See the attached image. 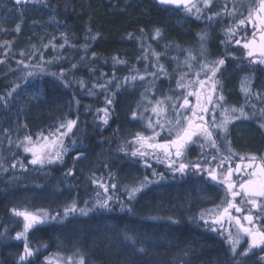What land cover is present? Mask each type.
Segmentation results:
<instances>
[{"label":"trees","instance_id":"trees-1","mask_svg":"<svg viewBox=\"0 0 264 264\" xmlns=\"http://www.w3.org/2000/svg\"><path fill=\"white\" fill-rule=\"evenodd\" d=\"M244 1L213 0L211 11L207 14L214 11H221L223 14L214 17L217 21L212 27H207L211 21L192 17L184 10L159 6L154 0H37L23 6H15L8 0H0V97L4 98L0 99V144L5 141L4 135L12 132L19 133L21 137L32 135L35 140L37 133L43 131L47 135L48 131L54 130L60 122L77 119L73 132L63 140L64 146L68 149L63 156V163L57 162L44 167L26 163L24 168L22 167L24 171L30 169L38 172L34 182L25 178L21 180L19 175L22 174V169L12 167L15 164L13 156L16 157L18 151L4 153L0 150V160L8 168L7 172H0V235L5 231L9 232L5 226L10 220L9 209L12 207L6 195L8 186L20 189L21 186L35 188L42 184V178L46 176V180L58 179L62 185L66 184L69 195L64 205L57 208L60 216L29 231L30 246L40 249L37 255L30 259L32 264H57L50 260V255L57 256L62 264H67L66 258L77 251L85 256V264H147L144 261L146 256L150 258L158 256L154 262L151 260L153 262L151 264L161 262V264H234V262L242 264L237 257L231 255L218 235L200 232L203 223L195 213L191 216V222H177L175 230L173 227L168 231L169 233L165 235L168 244L164 252L159 249H156L157 252L153 251L149 245L151 235L146 232L149 227L144 222V219H148L151 227L157 229V222L154 223L152 220L158 219V212L144 214L149 209L153 210L151 203L156 200V196L152 190L147 191V195L144 194L145 198L143 194L140 195L132 204L129 203L127 195L122 194L117 203L123 205L124 210L116 213L115 218L113 201L109 202L110 210L95 208L87 216L80 215L79 209L93 208L98 198L87 202L93 178L106 185L115 183L116 192H120L122 187L127 189L130 185L124 178V173L127 168L135 165L137 159L119 149L121 146H127L130 152L131 144L128 142L132 141L140 130V120H130L133 111L139 114L137 106L133 108L130 106L131 98L136 97L137 93L153 90L176 92L174 83L177 80L174 78L172 68L181 66L186 68L183 61L189 51L197 56V60L200 59L196 50L191 51V46L201 44V34H207L205 47L218 52L215 57H208L210 61L225 59L224 56L229 50L241 54V48L226 44V30L233 24L226 25L225 21L239 14L245 7ZM224 5L228 6L227 11L224 10ZM180 18L186 20L183 26L178 25L176 21ZM89 29L92 35L99 33V38L90 40ZM156 29L160 30L161 36L153 39ZM62 33L66 36H62ZM129 34L134 38L129 39ZM60 45L64 47L61 48ZM144 54L149 58L147 62L149 70L157 63L154 54H158V63L163 65L166 73L154 81L152 77L146 76L144 81L124 83V77L135 74L130 72V68L134 67L143 74L145 61L138 58ZM117 58L126 63H118ZM236 58H240L241 61L225 59L224 72L219 78L225 85L226 97L239 99V105L244 106L251 114L252 104H255L258 110L264 107V103L251 97L246 101L241 87H234L235 81L239 75L241 79L251 76L253 89L261 90L264 88V65L255 64L251 67L242 62V57ZM21 61L23 63H20ZM38 64L44 65V71L36 67ZM73 64L76 68H72ZM61 71L65 73L63 80L68 82L67 85L58 76L52 75ZM228 74L229 77L226 76ZM114 82L118 85L114 86ZM101 84L106 85V89L100 88ZM37 89L41 91V98L27 93L28 90ZM8 92H12V95L7 96ZM113 93H115L113 105L110 106L112 114L108 124L104 125L101 121L95 120L94 110L106 107L105 96H111ZM258 118L259 116L249 119V122L245 123L253 126L256 123L257 126ZM255 129L257 133L252 129L246 133L247 136L242 137L245 149L259 148L258 136L261 137L264 147V129L258 127ZM51 139L52 137H49L50 141ZM73 140L75 144L72 143ZM86 149L99 153L92 177H89V172L92 171L83 174L70 166L74 157ZM242 154L246 155L245 158L249 157L247 152ZM235 156L242 155L235 153ZM21 157L24 162L27 160V156L21 154ZM164 166L165 172H168L167 162L163 164ZM70 169L74 175H66ZM110 176L112 179H109ZM178 176L171 182L172 184L163 185L166 186L165 195L168 196L162 200L164 206L170 207L169 204L172 202L171 188L179 192L182 201L191 200L192 193L188 188H191L190 181L197 180V176L189 180L183 178L180 173ZM165 177L168 178V175ZM98 192L99 198L113 195L111 188L108 193H104L103 190ZM220 193V191L197 193L201 203H195L192 208L200 211L205 205L218 200ZM73 202L77 205V212L69 213L67 218H63L65 210L61 209ZM130 205L132 219L127 215V206ZM164 211L167 212L168 209ZM105 218L112 221L111 227L104 224ZM113 222L116 232H113ZM125 233L138 238L139 243L133 245L125 240ZM10 236L11 234H8L6 237ZM168 246H176L179 251L174 253V248L170 249ZM139 247H143L145 251L139 252L137 250ZM195 250L200 253L196 254ZM20 253H22L20 244L10 242L6 245L0 238V264H18ZM47 257L50 262L45 260Z\"/></svg>","mask_w":264,"mask_h":264},{"label":"snow or ice","instance_id":"snow-or-ice-1","mask_svg":"<svg viewBox=\"0 0 264 264\" xmlns=\"http://www.w3.org/2000/svg\"><path fill=\"white\" fill-rule=\"evenodd\" d=\"M27 2L28 0H15L17 5ZM157 2L162 6L171 5L177 8L182 7L185 13L193 15L197 19L205 18L211 21L214 17H219L223 14L221 11H214L211 12V14H207L211 11L213 0H157ZM227 8L228 6L224 5L225 11H227ZM233 11H235V8H233ZM240 17L241 18H238L236 28L246 27V22H251L254 29L252 32V39L242 44V47L247 49L246 58H250V64L264 65V0H253V4L247 7V14L241 13ZM257 24L260 25L259 31L261 32L259 50L252 47L257 43L255 39V28ZM88 35L90 40L94 41L99 38L100 34L96 33L92 35L91 29H89ZM226 35L230 38L229 42H231V39L236 36V30L228 28L226 30ZM62 36H66V34L62 33ZM160 36V30L156 29L153 39H158ZM245 36L246 34L235 39V44L240 45L242 40L245 39ZM128 38L133 39L134 37L132 34H129ZM206 39V33L200 35L201 46L197 54L200 57L199 60H197V56H194L189 51L186 59L183 61L188 71L184 72L180 76V79L177 80V87L185 89V92L166 96L163 99H157L154 103L149 100L148 104L152 105L150 109L147 104H138V110L142 109L144 112L150 110L154 114L155 118L148 117L146 125L147 129L150 130V134L145 136L141 133H136L133 140L128 143L138 146L134 147L130 152L127 146H121L119 151L131 157L143 159L147 167H151V164L148 163L146 159L149 156L157 160V162H167V167L169 169L181 175L186 174L188 169H192L195 172L206 170L207 177L211 181L217 182L223 188L225 196L222 205L219 206L222 208V211L218 218L213 219L212 223L219 224L225 216L235 221L237 226L236 234L234 236L229 232L227 237L229 251L233 257L237 255L240 257H248L254 248H259L264 252V158H262V162L259 165H256L252 162L256 160V157H248L250 162L247 164L246 168L249 169V171L243 170L239 164L233 168L230 162L232 151L230 148V141L228 140L229 124L237 120H249L259 116L260 119L257 121L258 125L261 129H264V107L260 108L257 112L256 105L252 104L251 108L253 111L249 114L245 111L244 106L239 108H229L225 106V97L222 92L223 85L218 73H221V68L225 65L226 60L224 58L211 61L205 59ZM65 43H67L66 40ZM60 47L63 48L64 45H60ZM84 48L85 52H87V44L84 45ZM21 54L23 55V53ZM154 55H156L157 63L152 65L151 70H149L147 63L149 58L147 54H144L138 58L145 61L143 74L134 67L130 68V72L135 74L124 77V83H128L129 81L136 82L137 80L144 81L146 76L152 77L154 81L161 74L166 73L163 65L158 63V54ZM92 56L94 57L95 53H93ZM190 61L192 63H190ZM117 62L121 64L126 63V61L119 60L118 58ZM20 63H23V61ZM36 67H38L40 71H44L43 64H38ZM72 68H76V65L73 64ZM189 73H191L190 77L188 75ZM28 75H33V73H28ZM52 75L58 76L62 82L67 85L68 82L63 80L65 75L64 71H61L59 74L52 73ZM186 77L188 78V84L184 83ZM18 86L19 85H17V87ZM81 86H84L82 82ZM189 86H191L192 90H188ZM99 87L106 89L107 86L101 84ZM202 90H205L203 92V103H201ZM12 91H15V89H12ZM241 91L244 93L246 101L251 97L264 103V88L261 90L253 89L251 78L245 77L241 81ZM6 95L11 96L12 92H8ZM114 96L115 93L111 96H105L106 107L97 110L98 113H103V115L99 116V119L104 125L108 124L111 117L112 110H110V106L113 105ZM189 97H195V103H193ZM0 99L4 98L0 97ZM145 99H147V97H145ZM165 101H167V103H165ZM218 109L219 119L217 118ZM169 111L174 115V120H169L167 118L166 114ZM161 116H163V118H161ZM131 118L136 120L141 117L138 116L137 111H133ZM76 125L77 119H68L60 122L54 130H49L47 135H45L43 131L37 133L35 140L32 135H25L17 146L22 147L25 153L31 154L30 164L32 165L44 167L45 165L57 162L63 163V156L68 151L64 146L63 140L73 132ZM25 127L27 126L25 125ZM161 133H166V135L161 140H158L157 138L161 137ZM49 137H52L51 141ZM194 138L209 144L218 154L220 153V145L217 141L220 140L224 144L225 151L229 153V155H211L210 159L212 161H218L214 167L209 163L208 157L204 158L203 163L200 161H188L186 152L189 145L196 142ZM72 143L75 144V140H73ZM200 146L203 147V143H201ZM76 158L79 159V156ZM241 159L244 158L241 157ZM177 161H179V163H177ZM225 164L228 166L225 167ZM12 167L14 168L16 165L13 164ZM217 169L221 170L219 179L217 176ZM66 175H74V172L70 169ZM153 175H157V173L153 171ZM159 175L160 178L163 179V174L161 173ZM234 176L235 179H233ZM109 179H112V177L110 176ZM92 182L98 184L99 187L103 189L104 193H108L109 188H116L115 183L106 185L95 178H93ZM149 183H152V181H149L147 177H145L138 186L126 189L129 193V199L134 198L135 194L142 191ZM97 197L93 208L79 209L80 215L87 216L88 213L95 208L110 210L109 202L113 201L114 196L106 195L104 198H99L100 193L97 192ZM237 197L241 198L243 204L250 207L247 209L240 207L235 202ZM230 209H235L238 213L247 211L248 214L243 216V220L247 222V226L241 222L240 216H231L229 212ZM252 209L258 212L257 216L252 214ZM121 210H124L123 205H121ZM10 212L15 217L21 218L22 222V230L17 231L13 237V239L17 241H23V252L19 254L18 264H32L30 258L35 257L40 249L30 246L28 242L29 231L49 223L51 220H55L56 216H60V214L57 213L56 216H51L42 209L29 211L27 209L21 210L16 207L11 208ZM76 212L77 205L73 202L65 209L63 218H67L69 213ZM169 219L171 220V218ZM199 221L208 224V220L205 219L203 213L199 216ZM242 234L249 238V242L245 249L237 252ZM124 239L130 241L133 245L139 243L138 238H134L127 233L124 234ZM137 250L139 252L145 251L143 247H139ZM261 259L264 260V256H262ZM66 262L67 264H85V256L77 251L72 256H68Z\"/></svg>","mask_w":264,"mask_h":264},{"label":"rangeland","instance_id":"rangeland-1","mask_svg":"<svg viewBox=\"0 0 264 264\" xmlns=\"http://www.w3.org/2000/svg\"><path fill=\"white\" fill-rule=\"evenodd\" d=\"M251 4H253V0H245L243 3V6H245V7L239 11V14H235L233 16V19H230V18L226 19V21H225L226 25H229V24L231 25V23H232L233 25L230 28H233L236 30V36L231 39V42H229L230 38L228 36H226L227 37L226 44L233 46V47L237 46L238 48H241V50H240L241 54H238V51L229 50L227 54L225 52L226 55L224 57H226L225 59L231 60L233 62H234V60L238 62L241 60H239L240 58H236V57L240 56L243 58L242 59L243 63H245L248 66L253 67V66H255V64H250V62H249L250 58H246L247 49H244L242 47V44L244 42H247V40L252 39V32L254 31L252 24H251V22H246V27H241L239 29L236 28L238 18H241L240 13H243L246 15L247 14V7ZM30 6H32V5H30ZM190 16L195 17L193 15H190ZM176 21H177V23H179L178 25H180V26L181 25L183 26L184 23L186 22V20H184L183 18L177 19ZM206 21H209V20L206 19ZM215 21H217V18H214L213 20H211V23L208 22L207 27H212L213 24L215 23ZM257 25H259V24H257ZM257 25H256V28H257ZM256 28H255V33H256L255 39H256L257 43L254 44L252 47L259 50V40H257ZM245 34H246L245 39L242 40L241 44L240 45L235 44V39H238L242 35H245ZM200 46H201V44H199V43L194 44L193 46H191V48H192L191 51L196 50L197 52H199ZM205 49H206L205 59L208 61H210L209 58L215 57L216 55H218L217 50H209L208 47H205ZM206 54H209V56H207ZM220 54H221V52H220ZM224 68H225L224 66L221 68V73H218V76L219 75L221 76L223 74ZM235 68H236V66H235ZM172 70L174 71V74H175V77H174L175 80H179L180 76L184 72L188 71L186 68H184L182 66L180 68L174 67V68H172ZM188 75H191V73H189ZM249 78H251V77H249ZM184 83L188 84V78L187 77H186ZM221 83L224 87V88H222V92H223V95L225 97V101H224L225 106H227L229 108L230 107H237V108L241 107L238 103L239 99H237L236 97H232L231 99L226 97L225 85L223 84V82H221ZM174 84L176 87V92H172V93H168L166 91H161V90L158 92H156V90H153V91H147V92H140L139 94L137 93L136 97L131 98L132 100L130 101V103H131L130 106L133 108V107H136L138 104L143 103V104H147L149 109H150L152 107V105L148 104L149 100L153 101V103H154L157 99H163L166 96H171L174 94H179L181 92H185V89L177 87V81ZM116 85H118L117 82H114V86H116ZM188 90H192L191 86H189ZM204 91L205 90H202V92H201V103H203V92ZM230 92L232 93V91H230ZM27 93L30 94L31 96H36V97L41 98V91H39L38 89L37 90H31V91L28 90ZM231 96H233V94ZM145 97H147V99H145ZM189 99L193 103H195V97H189ZM165 103H167V101H165ZM259 109L257 110V112L259 111ZM97 110L98 109L94 110V118L96 121H101L99 119V116L103 115V113H98ZM245 111L249 113L248 110H245ZM166 115H167V118L169 120L175 119L174 115L170 111ZM138 116L141 118L139 119L140 120V122H139L140 130L137 133H141L145 136L149 135L150 130L147 129L146 125L148 122V117L155 118L154 114L150 110L147 112H144L142 109H140ZM161 118H163V116H161ZM217 118L218 119L220 118L219 109L217 110ZM130 120L131 121H137L138 119L134 120V119L130 118ZM245 121L249 122V120H243L242 119V120H237L234 123L229 124L228 140L230 141L231 151H232L233 155H235V153H238L239 155L241 154L242 156H246L245 154H242V153L247 152V155H249V157L255 156L256 157L255 161L261 159V162H262V158H264V147H262V142H261L262 140H261L260 136H258V138H257L259 141L258 143H260L259 148H256V149L246 148L245 149V146L242 144V141H244V140H241V139L244 135L247 136L246 133L252 131V129L255 131V133H257L255 128L256 127L260 128L258 123H257V126H256V123H254L255 125L253 126V125H249L247 122L245 123ZM165 135H166V133H161V137H158L157 139L161 140ZM4 139H5V141L0 144V150H2L4 153H8V152L10 153V152H14V151L19 152V154H17L16 157H15V155L13 156L16 168L22 169V167L24 168L26 163H28V165H31V166H39V165L30 164L31 154L25 153L23 151L22 147L17 146L20 143V141L23 140V137H21V135L19 136V133L17 134V132H14V133L12 132V133L6 134V135H4ZM194 140L196 142L193 143L192 146H194V148H195L194 150H196V152H197L196 154L198 156L196 162L200 161L201 163H203L204 158L208 157L209 163L214 167L218 163V161H215V163L211 162L210 156L211 155H219V154L216 152L215 149L211 148L209 144H207L203 141L196 140V138H194ZM231 141L233 142V144ZM201 143H203V147L200 146ZM217 143L220 145V153L225 155V156L229 155V153H227L225 151L224 144L220 140H218ZM136 146H138V145L131 144V146H130L131 150ZM86 151H87L88 155L85 158L77 159L75 156L74 160L72 161L70 166L75 167L76 169H78L79 172L84 171V173H86V172L92 171V173L89 172L90 173L89 177H92V176H94L93 171L96 168L99 153L97 151L91 152L88 149H86ZM20 153L27 156V160L25 162H24V160H22ZM233 155H231L230 162L232 163V166L234 168V166L236 165V162H238L239 159H235V156L233 157ZM134 158L137 159L136 162L134 163L136 166L133 165V166L127 168V170L124 173V175H125L124 178L130 184L129 186H127V189H130L131 187L138 186L140 184V182L145 179V177H147V179L149 181H152V183H149L142 191L136 193L134 198L129 199L130 201H135L138 197H140V195H142V194L144 195L147 193V191L152 190V192L155 194L156 198L157 197L158 198L157 199L155 198L156 200L153 203H151L153 210L150 211V209H149V213L160 210L161 212H159V214H157V218L159 220H161L163 223L169 224L170 226H173L177 222H182V221L183 222H191L192 214L195 213L199 218V216L203 213L205 216V219L208 220V224H205L202 222L203 223L202 229L209 228L210 229L208 231L209 233H213V234L218 235L219 238L222 239L224 246L229 251V244H228L227 237H225L224 234L218 230L217 227L219 224H216L217 225V227H216V225H214L212 223V220L218 218L220 215V212L222 211V208L219 206L222 205V202L225 198L224 191H221L218 200H216L213 203H209V204L205 205L200 211L197 212L196 211L197 209L195 207H194V209L192 208V206L195 203H201V202H199L200 198L197 196V193H199V192L211 193L212 192V191H206L205 190L209 184L212 185V183H214L213 181H211L207 177V171L206 170L201 171V172H195V171H191L192 169H189L191 172L189 170H188V172L186 171L187 173L182 175L183 178H185L187 180H189V178L195 179L196 178L195 176H197V178H198L197 180L192 179L190 181L191 182V186H190L191 188H188V189H190L188 191H190V193H192L191 200H187V202L182 201L183 198L180 199L179 192L176 191L175 188H171L172 189L171 197L173 196V198L170 197L171 198L170 201H172V202L169 204L170 207H168V206H164V203H162V200L167 199V197H168L167 195H165V193H166L165 187L166 186L164 187L163 185L172 184L171 182L174 181L175 177H177V178L179 177L178 176L179 173L178 172L173 173L174 171H172L171 169H168V172H165V166L161 169V171H159L156 168H154L156 166H162V165H159L158 163H156L155 166L151 165V167H149V170H148L147 166H145L143 159H141L139 157H133V159ZM146 159H148V158H146ZM247 159L248 158H245L244 161H246ZM151 168H154V169H151ZM7 170H8V168L5 165V163L0 160V172L4 173V171L7 172ZM24 170L25 169H22L21 170L22 174L19 175L21 180H22V178H25V179L32 181V182L36 181L35 176L38 174V172H35L34 170H30V169H28L27 171H24ZM153 171H155L157 173V175H153ZM14 172H16V169L14 170ZM161 173L163 174V179L160 178L159 174H161ZM219 173H220V171L217 174L218 179H219ZM166 174L168 175V178L165 177ZM20 178H19V180H20ZM42 180H43L42 184L36 186L35 188H30L28 185H27L28 188L21 186V189L15 188L14 186H12V187L8 186L9 189L6 192V195H7V199L9 200V202L12 205L11 208L16 207V208L21 209V210L27 209L29 211H36L38 209H42V210H45L46 212H48L51 216H56L57 213L60 214V212H58L57 208H58V206L59 207L63 206L65 201L68 198L69 192H68L67 185L66 184L62 185V183L58 179L57 180L56 179L46 180V176L43 177ZM176 180H179V179H176ZM90 185L92 187V190L89 191L87 202L91 201L92 199L95 200V198L97 197L98 190H103L101 187H99L97 184H95L93 182H91ZM186 187H188V186H186ZM125 188L126 187H122L120 192H116V190L113 189V196H114L113 212L120 213V211H122L121 205L119 203H117V202H119V198L122 196V194H126L129 198V193ZM215 190H217V189H215ZM116 193L119 196H117ZM119 193H121V194H119ZM212 193H214V192H212ZM182 194H184V193H182ZM175 196H177L178 198ZM143 197L145 198V195ZM176 198H177V201H175ZM203 200H205V198H203ZM182 202H185V203L182 204ZM203 203H205V201ZM165 207H167V208H165ZM66 208H67V206L61 210L64 211ZM10 209H9V214L11 215V217H10V220H8V222L5 225L8 227L9 232L5 231L2 235H0V238L4 240L6 245L10 244V242H13L15 244L16 243L20 244L22 247V252H23V241H17L15 239H13L15 233L17 231L22 230L21 218L15 217L10 212ZM164 209H168V211L166 212V211H164ZM189 210H191V211H189ZM158 215H160V216H158ZM169 218H171V220ZM173 221H175V222H173ZM103 222L107 227L112 226V221L109 220V218H105V220ZM46 224H48V223H46ZM213 229H215V230H213ZM113 232H116V226H115L114 222H113ZM8 234H11V236L6 237ZM156 236H155V238H156ZM7 240H9L10 242H7ZM159 241L168 244L167 240H165V237L159 238ZM141 242H142V240H141ZM149 245L153 251L154 250L156 251V249L158 250L159 244L156 241L151 240V238L149 241ZM168 247L170 248L171 246H168ZM241 250H243V248L241 249V240H240V244L237 248V252H240ZM195 251H197V250H195ZM199 252L200 251H197L195 253L199 254ZM157 254L158 253H156V255ZM144 256H146V255H144ZM236 257L238 258V261L242 262V264H264V260H262L258 257L248 258V257H240L238 255ZM50 258H51L50 260H52L53 262H57V264H62V262L59 261L60 259L57 256L50 255ZM157 258H158V256L153 257V258L146 256L145 257L146 260L144 259V261H146L147 264H151ZM30 259H32V258H30ZM45 260L50 262L48 257L45 258Z\"/></svg>","mask_w":264,"mask_h":264},{"label":"flooded vegetation","instance_id":"flooded-vegetation-1","mask_svg":"<svg viewBox=\"0 0 264 264\" xmlns=\"http://www.w3.org/2000/svg\"><path fill=\"white\" fill-rule=\"evenodd\" d=\"M259 29H260V25H257V28H256V30H257V40L260 39V35H261V32L259 31ZM226 76L229 77L230 74H228V75H226ZM248 77H251V76H248ZM241 80H243V79H241V75H239V77H238V78L236 79V81H235V85H234V87H240V86H241V83H240ZM258 119H260V117H259ZM194 149H195V148H194V146H192V144L189 145L188 150H187V152H186V157H187L188 161L196 162V160H197V154H196V150H194ZM149 151H151V150H149ZM219 154H221V153H219ZM87 155H88V154H87V151L84 150V151L81 153L80 159L85 158ZM232 155H233V154H232ZM234 156H235V155H233V157H234ZM241 157H243L244 159H241ZM147 158H148V159H147L148 162H149L152 166H155L156 163H158L159 165H162V166H156V167H154V168H156L157 170L161 171V169H162L164 163L157 162V160L153 159L151 156H149V157H147ZM174 159H175V158H174ZM235 159H239V161L236 162V165L239 164V165H241V168H242L243 170H245V171H249V169H247L246 166H247V164H248L250 161H249L248 159H247L246 161H244V160H245V156H238V157L235 156ZM211 162H213V161L211 160ZM252 162H253L254 164H256V165H259V164L261 163V161H259V160H257V161H252ZM177 163H179V161H177ZM213 163H214V162H213ZM231 164H232V163H231ZM236 165H235V166H236ZM227 166H228V165L225 164V167H227ZM235 166H234V168H235ZM154 168H151V169H154ZM147 169L149 170V167H147ZM219 171H221V170H220V169H217V174H218ZM83 174H84V171H83ZM233 179H235V176L233 177ZM215 189H217V190H215ZM205 190H206V191H212V192H215V191H218V190H219V191L221 192V191H223V188H221L217 182H214V183H212V185L209 184L208 187H207ZM214 190H215V191H214ZM127 198H128V196H127ZM157 198H158V197H157ZM157 198H156V199H157ZM128 201H129L130 204L133 203V201H130L129 198H128ZM235 202H236L240 207H242V208L247 209L248 207H250V206H248V205L243 204V203L241 202V198H240V197H237ZM142 204H144V202H142ZM157 212H158V214H159L160 210H158ZM229 212L231 213V216H240V217H241V222L244 223L245 226H247V222L243 220V216L246 215V214H248L247 211H245V212H241V213H238V212L235 211V209H230ZM148 213H149V210L144 212V214H147V215H148ZM117 214H118V213H117ZM252 214H253L254 216H257V215H258V212H257L255 209H252ZM127 215L132 219V205H130L129 207L127 206ZM115 216H116V212H113V218H115ZM212 221H213V220H212ZM144 222H146L145 225H146L147 227H149V229L146 231L147 234H150V235H151V240L156 241V242L159 244L158 249H159V250H162V251L164 252V250L167 249V244H166V243H163V242H160V241H159V238H161V237H165V235H167V234L169 233L168 231H170L173 227H174V230H175L177 224H175V225H173V226H170L169 224L163 223V222H162L161 220H159V219H157V220H156V219H153L152 222H154V223L157 222V224H158L157 229H155V227H151L152 224L149 223L148 219H144ZM214 225H216V224H214ZM216 227H217V225H216ZM150 228H151V229H150ZM217 228H218L219 231H221V232L224 234L225 237H228V233H229V232H231V233L235 236V234H236V230H237V226H236V224H235V221L231 220L230 217H228V216L223 217V219L221 220V222L219 223V225H218ZM198 230H199V229H198ZM209 230H210L209 228H206V229H202V231H200V232H204V233H206V232H208ZM156 235H157V236H156ZM155 236H156V238H155ZM147 237L149 238V236H147ZM153 238H154V239H153ZM165 240H166V238H165ZM149 241H150V239H149ZM248 242H249V238H248L247 236H244V235L242 234V238H241V249H242V248H243V249L246 248ZM172 248H174V251H175L174 253H176V252L179 251V250H178L179 248L177 249L176 246H171L170 249H172ZM176 249H177V250H176ZM163 252H161V255L163 254ZM147 253H149V251H148ZM199 253H200V252H199ZM253 253H254V254H253ZM262 256H264V252H262L259 248H254V249L252 250V253L249 254L248 258L258 257V258L261 259ZM161 263H162V262H161ZM161 263H160V264H161Z\"/></svg>","mask_w":264,"mask_h":264},{"label":"water","instance_id":"water-1","mask_svg":"<svg viewBox=\"0 0 264 264\" xmlns=\"http://www.w3.org/2000/svg\"><path fill=\"white\" fill-rule=\"evenodd\" d=\"M8 1L11 2V3H12L13 5H15V6H23V5L27 4L28 2H31V1H37V0H28L27 3L21 4V5H17V4L15 3V0H8ZM154 1L156 2L157 5L162 6V5H160V4L157 2V0H154ZM163 7L171 8V9H174V10H181V9H183L182 7H181V8H177L176 6H171V5H170V6H163ZM78 156H79V158H80L81 154H79Z\"/></svg>","mask_w":264,"mask_h":264}]
</instances>
